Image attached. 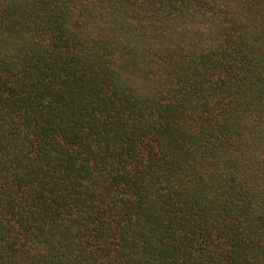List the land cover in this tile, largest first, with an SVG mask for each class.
I'll return each instance as SVG.
<instances>
[{"label":"trees","instance_id":"16d2710c","mask_svg":"<svg viewBox=\"0 0 264 264\" xmlns=\"http://www.w3.org/2000/svg\"><path fill=\"white\" fill-rule=\"evenodd\" d=\"M0 264H264V0H0Z\"/></svg>","mask_w":264,"mask_h":264}]
</instances>
